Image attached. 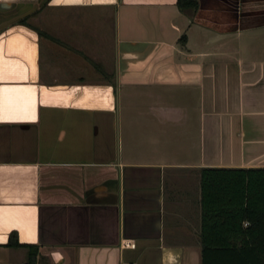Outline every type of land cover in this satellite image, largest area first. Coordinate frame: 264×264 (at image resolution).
Listing matches in <instances>:
<instances>
[{
  "label": "crops",
  "instance_id": "1",
  "mask_svg": "<svg viewBox=\"0 0 264 264\" xmlns=\"http://www.w3.org/2000/svg\"><path fill=\"white\" fill-rule=\"evenodd\" d=\"M254 165L264 0H0V264H202V168Z\"/></svg>",
  "mask_w": 264,
  "mask_h": 264
},
{
  "label": "trees",
  "instance_id": "2",
  "mask_svg": "<svg viewBox=\"0 0 264 264\" xmlns=\"http://www.w3.org/2000/svg\"><path fill=\"white\" fill-rule=\"evenodd\" d=\"M15 233L9 243H20ZM200 240L202 264H264V165L202 168ZM28 245L26 264H35L37 246Z\"/></svg>",
  "mask_w": 264,
  "mask_h": 264
},
{
  "label": "built area",
  "instance_id": "3",
  "mask_svg": "<svg viewBox=\"0 0 264 264\" xmlns=\"http://www.w3.org/2000/svg\"><path fill=\"white\" fill-rule=\"evenodd\" d=\"M123 242H124V244H125V243L128 244V243H129V240H124ZM126 264H133V263L130 262V261H128V262H126Z\"/></svg>",
  "mask_w": 264,
  "mask_h": 264
},
{
  "label": "rangeland",
  "instance_id": "4",
  "mask_svg": "<svg viewBox=\"0 0 264 264\" xmlns=\"http://www.w3.org/2000/svg\"><path fill=\"white\" fill-rule=\"evenodd\" d=\"M31 19H33L32 17H31ZM37 22V21H36Z\"/></svg>",
  "mask_w": 264,
  "mask_h": 264
},
{
  "label": "water",
  "instance_id": "5",
  "mask_svg": "<svg viewBox=\"0 0 264 264\" xmlns=\"http://www.w3.org/2000/svg\"><path fill=\"white\" fill-rule=\"evenodd\" d=\"M201 264V263H200Z\"/></svg>",
  "mask_w": 264,
  "mask_h": 264
}]
</instances>
